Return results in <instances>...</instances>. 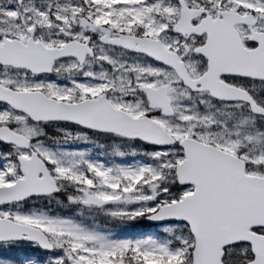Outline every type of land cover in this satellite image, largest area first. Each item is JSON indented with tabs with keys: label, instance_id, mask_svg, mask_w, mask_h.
I'll list each match as a JSON object with an SVG mask.
<instances>
[{
	"label": "snow or ice",
	"instance_id": "6c2138e0",
	"mask_svg": "<svg viewBox=\"0 0 264 264\" xmlns=\"http://www.w3.org/2000/svg\"><path fill=\"white\" fill-rule=\"evenodd\" d=\"M0 264H264V0H0Z\"/></svg>",
	"mask_w": 264,
	"mask_h": 264
}]
</instances>
